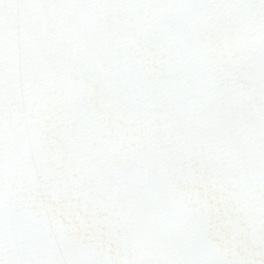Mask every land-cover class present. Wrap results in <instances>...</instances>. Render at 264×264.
I'll return each mask as SVG.
<instances>
[{"label": "snow or ice", "instance_id": "snow-or-ice-1", "mask_svg": "<svg viewBox=\"0 0 264 264\" xmlns=\"http://www.w3.org/2000/svg\"><path fill=\"white\" fill-rule=\"evenodd\" d=\"M0 264H264V0H0Z\"/></svg>", "mask_w": 264, "mask_h": 264}]
</instances>
